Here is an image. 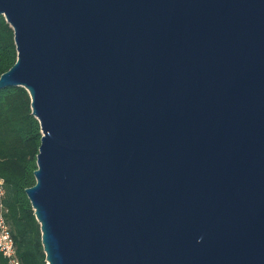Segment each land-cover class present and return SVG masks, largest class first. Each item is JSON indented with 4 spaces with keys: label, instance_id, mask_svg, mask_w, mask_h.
<instances>
[{
    "label": "water",
    "instance_id": "95a60500",
    "mask_svg": "<svg viewBox=\"0 0 264 264\" xmlns=\"http://www.w3.org/2000/svg\"><path fill=\"white\" fill-rule=\"evenodd\" d=\"M41 140L46 264H264V0H0Z\"/></svg>",
    "mask_w": 264,
    "mask_h": 264
},
{
    "label": "trees",
    "instance_id": "16d2710c",
    "mask_svg": "<svg viewBox=\"0 0 264 264\" xmlns=\"http://www.w3.org/2000/svg\"><path fill=\"white\" fill-rule=\"evenodd\" d=\"M14 34L0 16V75L16 61ZM30 97L23 87L0 89V178L2 203L19 264H46L40 226L24 189L35 183L36 156L41 140ZM0 263H5L0 253Z\"/></svg>",
    "mask_w": 264,
    "mask_h": 264
},
{
    "label": "built area",
    "instance_id": "2783aa9c",
    "mask_svg": "<svg viewBox=\"0 0 264 264\" xmlns=\"http://www.w3.org/2000/svg\"><path fill=\"white\" fill-rule=\"evenodd\" d=\"M3 194V180L0 178V253L5 260L3 264H19L15 256L14 243L5 220L6 210L2 203Z\"/></svg>",
    "mask_w": 264,
    "mask_h": 264
}]
</instances>
